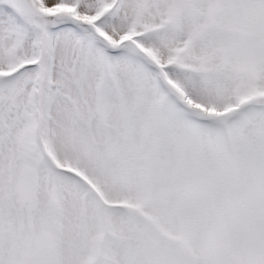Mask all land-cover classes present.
<instances>
[{
  "label": "snow or ice",
  "instance_id": "6c2138e0",
  "mask_svg": "<svg viewBox=\"0 0 264 264\" xmlns=\"http://www.w3.org/2000/svg\"><path fill=\"white\" fill-rule=\"evenodd\" d=\"M0 264H264V0H0Z\"/></svg>",
  "mask_w": 264,
  "mask_h": 264
}]
</instances>
